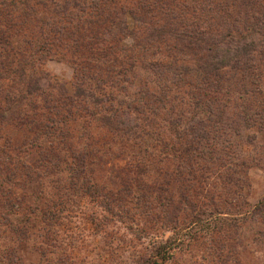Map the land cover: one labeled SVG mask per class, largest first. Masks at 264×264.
Returning <instances> with one entry per match:
<instances>
[{
	"label": "rangeland",
	"instance_id": "obj_1",
	"mask_svg": "<svg viewBox=\"0 0 264 264\" xmlns=\"http://www.w3.org/2000/svg\"><path fill=\"white\" fill-rule=\"evenodd\" d=\"M117 5L120 24L113 31L120 41L109 57L126 65L90 60L107 72L90 75L84 84L87 89L97 79L108 81L104 100L114 97L107 103L118 113L115 130L97 118L70 126L73 148L91 164L86 182L63 166L53 171L70 150L54 156L36 148L45 145L46 136L32 144L37 133L15 120L19 110L23 118L36 105L52 118L47 124L54 129L58 119L46 107L77 91L71 58L42 60L29 73L26 84L31 76L42 78L37 94L27 95L19 78L0 81V155L8 145L24 144L27 150L11 164L0 160V178L23 162L26 168L17 174L34 180L24 188L30 195L26 205L46 209L54 200L55 216L49 235L32 221L20 225L26 231L22 239L2 233L6 247L16 248L26 264L42 262L43 256L54 264H264V0ZM194 22L207 35L187 51L185 30H194ZM123 27L126 35L119 32ZM160 30L172 35L167 43L157 41ZM158 57H165L169 72L146 68ZM129 63L133 67L124 76L115 75ZM21 96L26 97L20 101ZM140 103L147 105L133 110ZM83 184L94 185L90 196L77 189ZM15 190L22 191L18 185Z\"/></svg>",
	"mask_w": 264,
	"mask_h": 264
},
{
	"label": "trees",
	"instance_id": "obj_2",
	"mask_svg": "<svg viewBox=\"0 0 264 264\" xmlns=\"http://www.w3.org/2000/svg\"><path fill=\"white\" fill-rule=\"evenodd\" d=\"M118 2L119 0H92L90 3H85L82 0H0V65L3 70V72L0 71V81L19 78L20 83L26 86L27 95L37 94L38 91H43L39 87L42 85V78H33L31 76L26 84L24 80L29 77V73L42 64V60L60 58L69 61L71 58L70 62L76 71L77 91L74 97L63 95L53 103L50 101V105L46 107L50 110L51 115L54 114V121L58 119L55 121L54 129L47 124V120H52V118H46L45 113H38L35 109L36 105H32L31 113L27 114L26 117L22 116L23 118H21L22 114L19 110L15 120L18 119L20 126L29 125L33 135L37 133L31 139L32 144H38V138L46 136L48 141L45 145L40 144L36 148H44L46 152L54 151V156L64 151V148L66 151L70 150L69 156L59 157V160H56L53 171H61L59 168L63 166L62 170L67 171L73 179H84L85 182L87 181L86 175L89 173L91 164L87 160V154L77 148H73L70 141H72L74 133H72L70 126L77 119H80L83 123H88L90 119L97 118L109 129L115 130L113 126L115 119L113 120V117L118 113L112 112L111 106L107 103L109 100L113 102L114 97L112 95L111 98L107 96L109 99L107 101L104 100L106 95L104 86L108 81L97 79L95 87H87V89H85L84 84L86 80L91 81L93 79V76L90 75L97 74V72L99 74L107 72V69L95 66L92 62H89L90 60L108 62L111 59L112 65L116 63L119 67L126 65L118 62L116 57H109L111 54L115 56L118 49L117 43L120 41V37L113 31L120 24L115 11L120 8L117 5ZM194 24L196 25H190L195 28L194 30H185V36L189 40L188 45L185 46L187 51L193 49L191 45H198L204 39L200 35H207L205 32L200 33L201 29L196 22ZM126 31L127 28L123 27L119 32L126 35ZM157 34L158 42L167 43L172 36L169 33H165L164 30H160ZM101 46H105L108 49L103 50L100 48ZM206 49L204 51L207 53L212 50L211 46ZM123 50L121 48L119 51L122 52ZM193 55L196 56V54ZM164 58L162 60L158 57L147 62L146 68L154 72L162 69L169 72L171 67L166 64ZM128 67H133V64L129 63L127 67H122L119 71H115V75L124 76V72ZM215 70L218 69L215 68ZM121 82H124V79ZM175 86L180 87L181 85L176 83ZM82 87H84V90ZM135 90L138 91L139 89L136 88ZM145 92H147L145 96L147 99L150 95L148 90H145ZM25 97L21 96L19 98L20 101ZM157 101L160 102L159 100ZM15 102L11 101L9 104L16 105ZM146 105V103H140L138 106L133 107V110L139 111ZM8 110L9 108L3 110L2 115L6 116L9 112ZM109 114H112V116L110 117ZM24 131L26 134L28 133L25 129ZM130 131L129 128L125 134H129ZM48 144L50 145L46 146ZM24 147V144L14 147L5 146L2 150L3 156L0 155V160H5L9 164L13 161H19L20 156L24 158L22 155L27 152ZM5 149L9 150V154L5 153ZM44 150H42L41 155L45 152ZM12 151L16 152L15 154L18 158L12 154ZM42 158L45 160L44 157ZM43 159H41V162ZM61 159L63 161H60ZM40 164L43 166L42 163ZM19 167L23 170L26 168L23 162H18L11 167L9 174L6 173L3 179L0 178V208L4 210V212H0V230H2L0 240L3 239L1 234L4 232L14 234L18 240L24 238L26 231L20 225L29 223V221L43 224L45 235H49L54 230L52 229L55 217L54 200L49 201V204L45 205L46 209L41 208L39 203L36 206L26 205V202H30L28 200L30 195L27 191H24V188L26 183L29 182L28 184H30L34 180L28 173L18 175L19 170L17 169ZM16 185L22 190L21 192H16ZM91 188L94 189V185L88 184L86 187L83 184L77 187L79 191H82V194H87V196H90ZM15 206L16 208L14 209ZM25 210H28L26 213L28 215L27 218L26 214H23ZM17 214H20L22 219H17ZM49 228L51 229L49 230ZM6 238L4 237L3 241L0 242V264H26L16 248L6 247ZM43 257L46 259L42 262L39 260L31 264H54L51 256Z\"/></svg>",
	"mask_w": 264,
	"mask_h": 264
}]
</instances>
